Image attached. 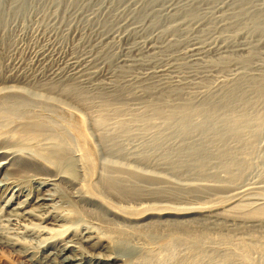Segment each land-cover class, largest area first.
Here are the masks:
<instances>
[{"label":"bare ground","instance_id":"bare-ground-1","mask_svg":"<svg viewBox=\"0 0 264 264\" xmlns=\"http://www.w3.org/2000/svg\"><path fill=\"white\" fill-rule=\"evenodd\" d=\"M15 1L18 12L28 6ZM134 17L162 27L166 50L182 46L203 80L143 85L131 111L129 79L90 90L103 67L89 53L67 58L53 81L29 80L16 58L0 65V248L19 264H252L259 249L264 261V237L251 235L264 233V0H143ZM125 22L104 36L126 42L120 72L165 49L153 33L127 45L139 24ZM175 59L150 74L170 80ZM163 181L212 199L142 206L140 189Z\"/></svg>","mask_w":264,"mask_h":264},{"label":"rangeland","instance_id":"rangeland-1","mask_svg":"<svg viewBox=\"0 0 264 264\" xmlns=\"http://www.w3.org/2000/svg\"><path fill=\"white\" fill-rule=\"evenodd\" d=\"M12 1L13 0H1V2H0L1 3V5H0V56H1L0 57L1 58L0 59V65H2L1 66L2 69L7 66V63H9V58L12 57V59L16 58L19 60V62L21 63L22 72H24V74L27 76V78L29 80L32 79V81H40V82L51 81L52 78H50L48 76V73L53 72V71L57 72L58 69L63 68L64 63L67 61V58L69 59L72 57L82 56V54L84 52L85 53L83 54V56H85L89 53V55H93V56L97 57L98 62L100 61L101 68L103 67L102 73L100 76L97 77V80L91 81V83L88 84V85L92 84V85H90V90H94V86H95V84L97 85V83H101V82H105V81L108 82V81H112V80L113 81H115V80L116 81H118V80L123 81V79L126 81V79H129L130 85L128 87L130 89H132L134 91V93L137 91L135 93V100H134V97L133 98L130 97L129 99H131V100H129L127 102L124 101L126 104L124 103L122 106L125 108L129 107L128 109L131 111L135 106H136L135 108L139 107L138 110L141 108V102H140L141 100H139V97H143L145 95L144 92H142V89H143L142 86L143 85H149L152 83L154 84L157 81L155 83V85H156V88L158 89L160 86L165 85L167 83L168 84H177V83L191 84V83H199L203 80L202 78H203L204 74L201 73V69L199 70L198 68H196V66H193V68L190 67V65L187 64L188 63L187 60L184 59V57L182 55V46L181 45L184 43V41L187 42L188 38L186 40V37H183L184 41H181L182 38L180 39V41L183 42L180 45L181 46L180 48H175L176 50L169 48L166 50L165 47L167 45H164V44H166V43H164L165 41H163L160 37H158L160 32H161L162 27L156 26V27H154L155 28L154 29L152 26H150V22H149L148 18L143 20V19H138V18L134 17L135 11L141 7L143 0L142 1L133 0V2H132V0H130V1L124 0V1H119V2H117L118 0H111L112 2L109 0H99V1L98 0H92V1L91 0H59V1H56V0H31V1L30 0H22L21 2L26 1L27 3L26 2L25 3L28 5V6H26L24 11H22V12H18L15 10V8H16L15 6H17L18 3L15 0H14L15 2L13 1V3H12ZM128 1L132 2V3H128ZM136 1L138 2L137 4L134 3ZM175 1L177 2V0H175ZM97 4H98V6H97ZM123 5H125V7H123ZM126 6H127V9H126ZM201 7L206 9L208 6L206 4H203V5H201ZM97 8H98V10H97ZM108 9L109 10L111 9V10L108 11ZM130 9H131V11H130ZM118 10H120V11H118ZM128 11L132 14H129ZM91 12H92V14H91ZM110 13H112L114 16L113 22L111 23L113 26L110 24L111 26L109 25V28H108V27L104 26V22L107 19L109 20L110 17H112V14H110ZM94 14H95V16H94ZM106 14H107V17H106ZM125 14L126 15L129 14V15L126 17ZM49 16L51 17V19ZM93 16H94V18H93ZM125 17H126V19H125ZM117 19H118V21H117ZM127 19H128V21H127ZM111 20H112V18H111ZM125 21H127V22H125ZM138 21H140V23ZM146 21H148V22L145 24ZM51 22H53V23H51ZM118 22H119V24H118ZM123 22H125V23L130 22L129 24L133 23V25H132L133 27L136 26L137 23L139 24V25H137L138 27L137 26L135 27V30H137L136 33L134 31H132L133 33L132 32L129 33V35H128L129 40H127V45L130 44L132 47L133 46L132 44H134V42H136V41L141 42L144 40V38L153 35L156 37L157 42L161 43V44L157 43L158 46L165 48V49H161V53H158L156 58L151 60L152 63L150 61H148V62L147 61H145V62L140 61L141 63L139 62L135 66H133L132 69L129 68L127 71H125L127 73L120 72L121 69L119 66H121V65L117 64V61H116L121 50L124 48L126 42L122 43L123 40L117 41V39L115 40L116 42L114 41L115 43L104 41V38H105L104 36H107L109 30L111 33H113V31L117 32L118 28H119V31H122L121 26L123 25ZM117 25H119L120 27L119 26L117 27ZM60 26H61V29H60ZM141 28L144 30H142ZM68 29H69V31H68ZM151 29H152V31L154 29V31L152 32ZM156 29H157V31H159V33L156 31ZM70 30H71V32H70ZM141 31H143V32H141ZM146 31H147V33L145 34L144 32H146ZM95 32H97V33H95ZM104 32L106 33V35ZM156 33H158V34L156 35ZM144 34H145V36H144ZM211 34L214 37L219 36L218 31H215V32L213 31ZM136 37H138V38H136ZM65 38H67V39H65ZM102 38H103V40H102ZM96 39H97V41L95 42ZM130 39H131V41H130ZM113 43H114V45H112ZM118 44H119V46H118ZM120 45H121V50H119ZM105 46L108 47L109 49L112 48V49H110L111 51L108 48H106ZM43 47H44V49H43ZM90 47H91V49L88 50ZM95 47H96V49H95ZM113 47H115V49ZM93 49H95V51H93ZM107 49H108V51H107ZM41 50H42V52H41ZM172 50H173V54H172ZM177 50H178V52H176ZM55 51H57V52H55ZM117 51H118V53H117ZM169 52H170V55H169ZM23 54L25 55V58H24ZM102 54H103V56H102ZM161 54H162V56H161ZM43 55H45V56H43ZM48 55H49V57H48ZM176 55H177V57H176ZM106 56H107V58H106ZM111 56L113 59L111 58ZM36 57H38V58H36ZM52 57H53V59H52ZM99 57L101 59H99ZM6 58H7V60H6ZM167 58H169V59L176 58L175 59L176 65L173 66V70L171 69L172 78H170V80H169L168 76H164L162 78L161 77L157 78L155 76H152L150 74V71L152 69H154L155 67H158V65L160 66V65L164 64L165 62H167V60H169ZM181 59H182V62H181ZM111 60H113V61H111ZM102 61H103V63H102ZM159 61H161V62L159 63ZM178 61H179L180 65H179V63H177ZM111 63L113 64V66ZM23 64L25 65V67ZM103 64H105V65H103ZM185 64H187V65H185ZM110 65H111V67H110ZM139 65H140V69H138ZM142 65L144 68H141ZM27 66H29V67H27ZM23 67H24V69H23ZM25 68H26V70H25ZM108 68H109V70H108ZM176 68H177V70H176ZM143 69H144V71H143ZM187 69L188 70L190 69V71L188 72ZM141 70L144 73L140 72ZM145 70H147V71H145ZM181 70H182V72H181ZM194 70H195V72H194ZM132 71H135V72H132ZM119 73H121V74H119ZM123 73H124V75H122ZM193 73H194V75L192 76ZM147 74H148V76H147ZM127 75H128V78H127ZM136 76L138 78H136ZM105 77L106 78L108 77L107 80L105 79ZM194 77H196V78H194ZM153 78H155V79L152 81ZM132 79H134V81ZM137 79H138V81H137ZM148 79H149V81L150 80L151 81L150 82L148 81V84H147ZM198 79H199V81H198ZM54 80H58V79H54ZM166 80H167V82H166ZM180 80H182V81H180ZM141 81H143V82H141ZM158 81L161 84L158 83ZM157 83L160 86H158ZM163 83H165V84H163ZM131 86H133V87H131ZM136 87H137V89H136ZM138 90H140V91H138ZM91 93L93 94L94 91ZM140 93L143 95H141ZM89 94H90V92H89ZM92 94H91V97H92ZM95 95H96V93L93 94L94 97H95ZM138 95H139V97H138ZM136 101H137V103H136ZM96 104H97V101L95 100L94 105H96ZM96 108H97L96 106H93L91 110H93V112H95ZM8 130H10V129H8ZM164 183L165 182L163 181V184L145 185L144 188H141L140 191L137 193V197L139 198L137 200L139 202H141L142 206L147 205V204H155V205L157 204V206H159L158 204H164V205L168 204V205H172V206H179V205L180 206H187V205L193 206L191 204H194V205H195V203L196 204H198V203L203 204L206 201H208V202L211 201L210 199H212V198H209V200H208L204 196H203V198H204L203 199L201 197V195H199V194L196 195L195 192L193 194L189 191L184 192V191L176 190V189L171 188V185L169 187L168 186L169 184L167 185ZM194 195L196 196V198L199 197V200H196ZM193 196H194V198H193ZM180 199H182V200H180ZM131 205H132V203H131ZM139 208H140V206L135 207V209H139ZM143 223H146V222H143ZM143 223H141V224H143ZM257 231L252 230L251 235L254 237H257V238L259 237L262 240V237H264L263 236L264 233L262 234V232L259 233ZM255 232H256V234L258 233L257 236H256ZM207 236L210 237V240L218 237L216 234H212V233L207 234ZM216 239H218V238H216ZM163 240H171V237L167 236ZM263 240H264V238H263ZM224 241H227V239H224ZM222 246L218 245L216 247H220L219 249H227L228 248L227 246H223V248H222ZM230 249L234 250V248H230ZM237 250L240 251L239 247H237ZM256 251L258 253L257 252L253 253V251L250 252L251 255H250V253H248V255H250V257L252 258V260H250L251 258L249 257L248 262H250L252 264H255L253 262H257V264H260V263L264 264V261L260 258L262 256V251L260 249L256 250ZM254 252H255V250H254ZM219 257L215 256L214 260H216L217 262L218 261L220 262L221 257L220 258ZM214 260H212V262L206 261L207 263H205V264H214V262H213ZM260 260H261V262H260ZM0 264H19V260L17 257L10 254L8 251L0 248ZM218 264H220V263H218ZM235 264H237V263H235Z\"/></svg>","mask_w":264,"mask_h":264}]
</instances>
